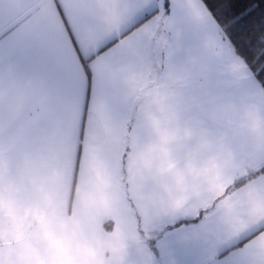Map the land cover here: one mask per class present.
I'll return each instance as SVG.
<instances>
[{
	"label": "crops",
	"instance_id": "obj_1",
	"mask_svg": "<svg viewBox=\"0 0 264 264\" xmlns=\"http://www.w3.org/2000/svg\"><path fill=\"white\" fill-rule=\"evenodd\" d=\"M168 1L0 0V264H264V88Z\"/></svg>",
	"mask_w": 264,
	"mask_h": 264
},
{
	"label": "trees",
	"instance_id": "obj_2",
	"mask_svg": "<svg viewBox=\"0 0 264 264\" xmlns=\"http://www.w3.org/2000/svg\"><path fill=\"white\" fill-rule=\"evenodd\" d=\"M264 88V0H201ZM168 0H164L167 10ZM264 171V166L251 174ZM249 176V175H248ZM247 176V177H248ZM235 181L240 184L246 178Z\"/></svg>",
	"mask_w": 264,
	"mask_h": 264
},
{
	"label": "rangeland",
	"instance_id": "obj_3",
	"mask_svg": "<svg viewBox=\"0 0 264 264\" xmlns=\"http://www.w3.org/2000/svg\"><path fill=\"white\" fill-rule=\"evenodd\" d=\"M167 18V17H166ZM215 22V21H214ZM216 24V23H215ZM217 25V24H216ZM197 26V25H196ZM218 26V25H217ZM198 28H197V31H199L200 29H199V25L197 26ZM210 40H212V42H211V44H209V46H207V49H208V51H211L212 50V47H213V45L215 44V42H216V38H213V37H210L209 38ZM228 39V38H227ZM226 39V40H227ZM196 81H198V78H196ZM188 83V81H186V83L185 84H187Z\"/></svg>",
	"mask_w": 264,
	"mask_h": 264
}]
</instances>
